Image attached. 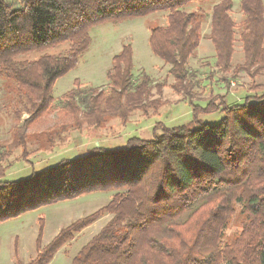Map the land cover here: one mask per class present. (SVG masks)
Instances as JSON below:
<instances>
[{"label": "trees", "instance_id": "trees-1", "mask_svg": "<svg viewBox=\"0 0 264 264\" xmlns=\"http://www.w3.org/2000/svg\"><path fill=\"white\" fill-rule=\"evenodd\" d=\"M191 1L208 0H0V77L15 84L14 117L27 115L0 147V221L90 192L113 193L45 245L39 231L35 256L16 264H47L106 213L111 217L71 264H264V80L251 86L261 93L242 102L227 104L220 93H210L205 105L190 100V121L172 127L156 121L150 138L131 136L124 147L94 145L25 177L3 179L11 158L28 159L30 139L45 137L53 148L73 130L94 132L114 119L125 125L136 110L148 118L168 102L153 96L149 75L134 78L132 47L125 44L112 57L107 88H83L76 79L57 108L59 120L37 136L28 132L53 108V84L77 65L92 26L166 11L165 23L150 28L148 44L169 64L173 90L192 98L195 74L188 63L201 39V19L197 11L184 9ZM239 3L238 33L232 0H217L211 8L213 64L230 72L222 78L226 87L239 72L264 75V0ZM236 41L243 59L232 68ZM58 46L60 52H48ZM30 52L38 55L27 57ZM154 85L160 94L163 82ZM215 111L223 113L217 123L200 117ZM237 205L240 230L222 243Z\"/></svg>", "mask_w": 264, "mask_h": 264}, {"label": "rangeland", "instance_id": "rangeland-1", "mask_svg": "<svg viewBox=\"0 0 264 264\" xmlns=\"http://www.w3.org/2000/svg\"><path fill=\"white\" fill-rule=\"evenodd\" d=\"M216 1H191L184 7L187 11H197L201 19V39L195 49L194 56L188 63L189 68L195 74L192 98H187L184 93H176L173 90L170 85L173 79L168 72L169 64L153 54L148 44L150 28L165 23L166 11L159 10L140 17L119 22H103L92 26L89 30L91 42L80 55L77 65L59 77L53 84L51 90L53 108L47 115L29 127L28 132H35V136H37L47 126L59 120L57 108L63 94L74 86L73 82L76 79L83 88L90 86L107 88L109 83L106 73L111 66L112 57L119 53L125 44H130L132 47L134 78H138L141 73L149 75L153 80V96L161 95L162 99H166L168 102L160 108L157 115L148 118L141 110H136L125 125H120V122L114 119L94 132L73 130L65 140L56 141L53 148L48 147L49 142L45 137L41 142L30 139L27 146L28 159L15 161L11 158V165L3 179L15 180L25 177L32 170L42 169L62 158L81 155L87 148L94 145L124 147L127 138L131 136L150 138L153 124L156 121L163 122L169 127L190 121L192 119L190 100L194 104L205 105L210 93L225 94L227 104L242 102L246 95L260 94L261 91H255L251 89V86L253 83H261L264 80V75L250 78L244 72H239L235 77H230V86L226 87L222 78L229 76L230 72L222 73L214 67V49L209 33L211 8ZM239 2L240 0H232L230 9L237 33L240 29L239 21L242 19ZM61 50L62 46H58L48 52L57 53ZM37 55V52H30L26 56L36 57ZM242 59L241 45L239 41H236L232 68L241 63ZM160 82H163L164 86L159 94L154 84ZM14 86L11 79L0 77V147L11 141L14 130L21 125L23 118L27 117L25 113H22L20 119L14 117L13 109L16 105ZM222 116L221 111L200 115L202 120L208 123H217ZM112 194L111 191L90 192L75 198L46 204L25 211L16 217L0 221V264H16L17 259L23 262L29 261L36 254L35 240L39 231H41V244L45 245L61 228L105 205L111 199ZM110 217L111 213L103 214L84 227L70 241L62 245L47 264H71L72 257ZM242 219L243 215L237 205L235 214L230 219L222 236V243L232 240L239 232V223Z\"/></svg>", "mask_w": 264, "mask_h": 264}, {"label": "built area", "instance_id": "built-area-1", "mask_svg": "<svg viewBox=\"0 0 264 264\" xmlns=\"http://www.w3.org/2000/svg\"><path fill=\"white\" fill-rule=\"evenodd\" d=\"M232 84H234V83L232 82Z\"/></svg>", "mask_w": 264, "mask_h": 264}]
</instances>
